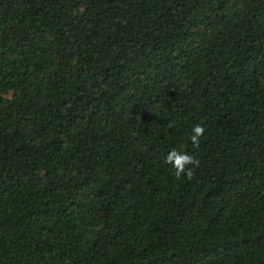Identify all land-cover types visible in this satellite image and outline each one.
<instances>
[{
	"label": "trees",
	"instance_id": "16d2710c",
	"mask_svg": "<svg viewBox=\"0 0 264 264\" xmlns=\"http://www.w3.org/2000/svg\"><path fill=\"white\" fill-rule=\"evenodd\" d=\"M0 264H264V0H0Z\"/></svg>",
	"mask_w": 264,
	"mask_h": 264
},
{
	"label": "clouds",
	"instance_id": "9594fccd",
	"mask_svg": "<svg viewBox=\"0 0 264 264\" xmlns=\"http://www.w3.org/2000/svg\"><path fill=\"white\" fill-rule=\"evenodd\" d=\"M205 128L202 123L194 125L188 137L194 148H199L201 138L204 136ZM164 164L170 166L172 174L177 180H191L194 169L200 165L199 159L194 154L176 149L171 150L164 158Z\"/></svg>",
	"mask_w": 264,
	"mask_h": 264
}]
</instances>
